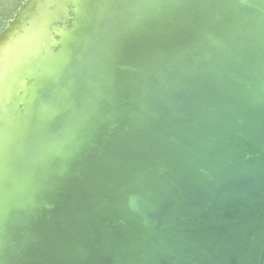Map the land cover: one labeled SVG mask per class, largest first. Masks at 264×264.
I'll list each match as a JSON object with an SVG mask.
<instances>
[{"label":"water","instance_id":"obj_1","mask_svg":"<svg viewBox=\"0 0 264 264\" xmlns=\"http://www.w3.org/2000/svg\"><path fill=\"white\" fill-rule=\"evenodd\" d=\"M0 264H264V0L26 3Z\"/></svg>","mask_w":264,"mask_h":264},{"label":"rangeland","instance_id":"obj_2","mask_svg":"<svg viewBox=\"0 0 264 264\" xmlns=\"http://www.w3.org/2000/svg\"><path fill=\"white\" fill-rule=\"evenodd\" d=\"M22 0H3L1 2L0 0V15L2 17H11L15 11H16V7L20 4ZM14 6V7H13ZM4 24V23H3ZM5 24L3 26H1L0 29L4 28ZM8 24L6 25V27L4 28V30L0 31V39L4 33V31L6 30Z\"/></svg>","mask_w":264,"mask_h":264},{"label":"flooded vegetation","instance_id":"obj_3","mask_svg":"<svg viewBox=\"0 0 264 264\" xmlns=\"http://www.w3.org/2000/svg\"><path fill=\"white\" fill-rule=\"evenodd\" d=\"M3 0H1V2H2ZM15 1V0H14ZM29 1L30 0H23V1H21L20 2V4L16 7V12L11 16V17H2L1 15H0V28H1V26H3L4 24H5V26H4V28L6 27V25L7 24H10L11 23V21H13L15 18H16V16H17V14L19 13V11H20V9L26 4V3H29ZM36 5H34L33 4V7H35ZM14 7V6H13ZM34 10V9H33ZM35 11V10H34ZM33 11V12H34ZM31 12H32V10H31ZM70 14L72 15V13L70 12ZM4 23V24H3ZM4 28H2V29H0V31H2V30H4Z\"/></svg>","mask_w":264,"mask_h":264}]
</instances>
